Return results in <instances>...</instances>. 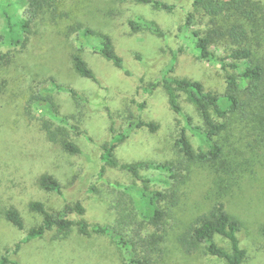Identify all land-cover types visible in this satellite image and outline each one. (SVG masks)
Wrapping results in <instances>:
<instances>
[{"label": "rangeland", "instance_id": "1", "mask_svg": "<svg viewBox=\"0 0 264 264\" xmlns=\"http://www.w3.org/2000/svg\"><path fill=\"white\" fill-rule=\"evenodd\" d=\"M3 1V0H0ZM13 1V0H7ZM177 8L174 12L155 9L135 1L120 0H67L65 17L59 27L48 24L42 48L29 55H20L8 69L0 71V81L10 83V91L18 90L13 106H5L0 96V258L9 253L21 264H122L119 250L111 239L83 237L75 231L64 241H52L50 236L32 240L23 245L19 254L14 250L27 232L41 225V215L29 209L31 202H43L51 211L64 206L63 199L55 192L39 186L43 175H51L61 183L67 203L82 202L90 223L109 225L115 212L110 206L119 196L114 186L133 184L132 176L125 170L110 168L100 178L102 167L101 145L112 138L114 132L124 134L130 123L142 115L143 120L158 125L155 133L147 129L135 130L118 148L120 163L145 162L164 164L176 162L180 172L185 171L179 184V205L173 209L160 228L163 236V255L160 264H226L201 249L196 254H184L177 236L201 213L206 212L213 199V175L205 168L187 163L178 143L185 132L195 149L199 138L184 125L168 103L164 89L153 84L161 80L171 67L176 55L175 72L171 76L201 82L208 91H225L224 72L215 62L200 60L186 28L187 10L193 0H157ZM12 10V9H11ZM28 4L18 6V16L28 15ZM1 18V16H0ZM143 18L154 22L166 33V38L149 31L133 34L129 19ZM137 20V19H136ZM81 25L84 29L101 31L114 41L116 50L124 59L131 76L125 75L112 63L95 54L92 47L99 42L95 35L79 36V30L68 33V26ZM5 24L0 20V48L4 47ZM80 49L100 79L97 84L78 75L72 66L71 54ZM77 91L76 100L70 93L59 92L52 83ZM53 96L59 116L68 117L71 126L86 130L93 142L71 131L70 136L80 146L83 155H70L60 146L50 143L40 129L42 119H52V107L47 101L31 105L28 117L25 106L32 93ZM179 101L185 113L199 123L191 93L180 92ZM2 105V106H1ZM143 105L140 109L139 106ZM57 123V122H56ZM184 133V134H185ZM145 178L164 185L166 172L156 169L142 170ZM181 174V173H180ZM96 191L92 192V187ZM228 200L229 211L238 217L243 228L239 235L241 246L247 251L246 264H264V159L257 173L248 177ZM16 208L21 213L25 230L14 227L4 212ZM216 241L231 251L229 241L216 237Z\"/></svg>", "mask_w": 264, "mask_h": 264}, {"label": "trees", "instance_id": "2", "mask_svg": "<svg viewBox=\"0 0 264 264\" xmlns=\"http://www.w3.org/2000/svg\"><path fill=\"white\" fill-rule=\"evenodd\" d=\"M120 1H135L167 12H174L177 8L157 0ZM26 4L29 7L28 15L19 17L18 6ZM66 4L67 0L0 1V20L5 24L4 47L0 48V71L10 68L20 55H29L43 47L41 36H47L44 27L48 24L59 27V20L65 17ZM186 13L185 25L192 35L190 42L200 60L221 66L225 74V91H208L199 81L171 76L175 72L176 55L163 78L153 84V89L159 86L164 89L171 110L182 117L187 130L201 142L195 149L186 133L182 134L178 143L187 163L208 169L214 178L211 206L177 236V243L188 256L204 249L208 255L226 264H246L247 251L242 248L239 238L243 223L229 211L227 202L248 177L257 173L264 159V0H193L192 8ZM136 19L128 20L133 34L149 31L159 37H167L156 23ZM81 29V25L68 26V33L64 35L70 37V32ZM81 34L84 37L95 35L99 45L92 47L94 53L131 76L108 34L88 28L80 31L79 36ZM71 62L74 71L82 78L100 83L80 49L71 54ZM52 83L59 92L70 93L76 100L82 99L77 91L60 86L55 80ZM8 88L9 82L0 81L1 99L4 98L5 106H13L18 98V90L10 91ZM180 92L192 94L199 123H194L193 117L183 110L179 101ZM39 100L47 101L53 109V120L43 118L40 124L47 140L70 155H83L70 132L76 131L89 142H93V139L86 130L71 126L68 117L59 116L53 96L43 97L33 92L24 108L26 115L31 116V105ZM139 108L142 109L143 105ZM142 117L140 115L137 122L130 123L124 134L117 135L112 128L111 140L101 145L100 178H104L107 170L113 168L127 171L134 181L131 185L114 186L120 192L116 202L110 205L115 212L113 222L104 225L85 220L88 213L86 205L82 202L67 203L61 183L51 175H43L38 182L40 188L59 194L64 206L59 211H51L43 202H31L30 211L41 215L43 221L27 232L26 238L16 246L14 255L19 254L23 245L32 240L50 236L52 241H64L77 231L86 238L104 236L111 239L119 250L122 264H160L163 255L160 228L180 203L179 184L185 171L180 172L176 162H119L116 157L119 145L133 131L147 129L152 133L157 132L158 125ZM151 169L167 173L168 178L161 182L164 187L141 174L142 170ZM91 190L95 192L96 187L93 186ZM4 215L14 227L25 230L24 219L18 209L9 208ZM261 234L264 238V226ZM216 237L229 241L231 251L221 246ZM9 253L0 258V264H21Z\"/></svg>", "mask_w": 264, "mask_h": 264}]
</instances>
